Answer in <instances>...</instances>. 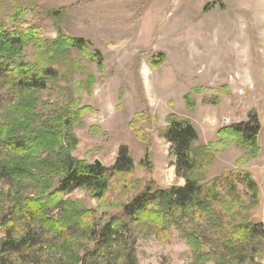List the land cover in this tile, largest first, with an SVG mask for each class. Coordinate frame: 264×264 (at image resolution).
<instances>
[{
    "label": "rangeland",
    "instance_id": "obj_1",
    "mask_svg": "<svg viewBox=\"0 0 264 264\" xmlns=\"http://www.w3.org/2000/svg\"><path fill=\"white\" fill-rule=\"evenodd\" d=\"M21 7L24 14L18 18L37 28L44 40L24 49L27 60L46 56L47 42L58 32L88 41V53L102 56L101 67L79 51L58 56L51 67L61 78L51 96L41 94L90 106L73 126L72 156L109 167L125 145L134 163L129 175L110 179L100 200L80 188L65 199L110 215L150 182L182 185L161 135L175 116L191 120L198 145L213 147L209 160L199 156L208 163V179L230 170L251 173L259 187L252 220L264 218V0H0V27L11 28ZM12 103L0 88V121ZM138 113L146 116L138 123L145 141L131 125ZM251 116L260 127L254 157L234 142L235 136L216 143L221 127L248 122ZM37 189L28 184L25 191ZM134 253L137 264H189L191 258L176 230L161 238L151 226L137 237ZM48 262L58 264L57 257L49 256Z\"/></svg>",
    "mask_w": 264,
    "mask_h": 264
},
{
    "label": "trees",
    "instance_id": "obj_2",
    "mask_svg": "<svg viewBox=\"0 0 264 264\" xmlns=\"http://www.w3.org/2000/svg\"><path fill=\"white\" fill-rule=\"evenodd\" d=\"M23 14L21 7L11 28L0 27V88L13 101L0 121V179L5 182L0 187V264H49V256L57 257L58 264H137V237L150 226L161 238L176 230L190 249L189 264H264V218L254 221L251 216L259 201L257 182L243 170L208 179L204 175L208 163L199 156L209 160L213 147L197 144V130L188 119L169 117L161 132L169 143L175 174L184 179L182 185L150 182L110 215H97L64 198L80 188L100 200L110 179L129 175L134 163L125 145L109 167L72 156L73 126L90 106L77 105L72 97L50 98L49 91L61 78L51 65L71 50L82 52L99 67L102 56L88 53V41L58 32L47 42L46 56L27 60L24 49L44 40L37 28L18 18ZM44 92L48 99L41 97ZM141 118L146 120L138 113L131 125L145 141ZM252 119L221 127L216 143L235 136L234 142L254 157L260 127ZM28 184L38 191L27 194ZM55 209L58 212L52 215Z\"/></svg>",
    "mask_w": 264,
    "mask_h": 264
},
{
    "label": "water",
    "instance_id": "obj_3",
    "mask_svg": "<svg viewBox=\"0 0 264 264\" xmlns=\"http://www.w3.org/2000/svg\"><path fill=\"white\" fill-rule=\"evenodd\" d=\"M94 164H95V165H101V162H100L99 160L96 159V160L94 161Z\"/></svg>",
    "mask_w": 264,
    "mask_h": 264
},
{
    "label": "bare ground",
    "instance_id": "obj_4",
    "mask_svg": "<svg viewBox=\"0 0 264 264\" xmlns=\"http://www.w3.org/2000/svg\"><path fill=\"white\" fill-rule=\"evenodd\" d=\"M238 46H240V45H238ZM185 99V98H184ZM113 178V177H112ZM105 190V189H104ZM78 217V216H77Z\"/></svg>",
    "mask_w": 264,
    "mask_h": 264
}]
</instances>
